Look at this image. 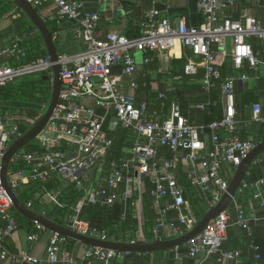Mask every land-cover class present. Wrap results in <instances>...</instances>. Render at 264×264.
<instances>
[{
    "label": "built area",
    "instance_id": "1",
    "mask_svg": "<svg viewBox=\"0 0 264 264\" xmlns=\"http://www.w3.org/2000/svg\"><path fill=\"white\" fill-rule=\"evenodd\" d=\"M34 9H39L42 17L48 20L68 19L73 23V34L76 39L86 44L85 49L70 53L58 54V76L61 84L58 102L49 118L44 133L36 137L38 149L20 150L11 161L21 160L28 166L26 170L8 171V183L17 196V189L27 180L46 181L52 174L62 176L73 182L83 192L75 212L68 216L66 227L72 231L98 239L100 241L121 242L114 235L98 231L89 222L79 217L80 207L86 202L100 205H112L124 202L132 197L134 189L138 197L132 199L131 206L136 207L140 201L142 190L141 178H148L154 185L151 192L153 207L156 211V221L152 227V240H160V230L167 227L174 230L175 236H181L193 226V221L187 216V205L183 188L179 184L176 171L183 166L186 179L199 186L209 195V203L217 204L228 188V179L222 174L225 168L233 174L244 158L255 148L256 143L250 138H239L236 131L235 89L238 80H246L247 75L239 77L227 76L221 78L216 66L217 55L225 54L227 38L230 39L229 59L232 66L242 70L245 66L255 69L262 60L255 52L250 39L260 41L264 49V20L242 13L238 18H232L227 10L238 0H197L196 5L203 16V21L197 26H189L185 16L173 23L168 18L159 17L157 9L148 11L142 24L141 33L137 37H126L115 32L97 33L100 15L89 12L81 0H26ZM249 1V0H245ZM52 6V12L47 9ZM49 11V12H48ZM16 37L9 45L0 48V88L29 75L47 73L52 75L54 62L49 55L40 56L29 62L10 65L4 59L19 60L25 55L20 49ZM177 43L195 57L184 67L187 75L197 72L198 67L204 69L203 88L208 91L217 80H220V90L224 98V116L208 124L190 122L182 113L178 103H172L168 115L163 121H157L148 116V103L142 101L136 104L133 93L126 94L122 90L120 77L129 79V87L137 89V83L132 80L136 68L135 52L147 54L164 52L175 47ZM144 61H148L147 58ZM116 68H120L117 74ZM165 98L164 93L159 94ZM84 98L93 100V105H85ZM113 113L111 120L113 128L120 127L136 135L132 145V154L123 162H111L110 173L104 178V184L92 192L86 188L82 176L96 166L105 163L107 153L112 147V139L104 129L106 115ZM53 120H60L57 125ZM250 121L262 122L264 117L261 105H251ZM31 125L34 120L27 119ZM69 124V126H66ZM18 123L13 122L7 113H0V171L3 156L12 139L20 137ZM67 142L70 148H63ZM160 148H167L170 155L163 158ZM160 161V163H158ZM255 162H260L256 159ZM136 176V179H134ZM264 179L248 183L241 181L237 195L230 204L234 209V224L250 234V221L242 209L238 195L245 189L253 191V198L259 200V207L264 210V199L260 187ZM48 198L55 204H61L53 195ZM27 208L31 203L26 204ZM45 216V211H36ZM174 213L176 223L168 220ZM46 217V216H45ZM231 212L226 208L211 219L204 229L187 243L188 255L192 264H203L208 258L232 260L241 262L239 250L223 249L227 238V229ZM0 260L8 258L19 264H116L129 251H115L101 247H91L83 244L84 255L73 257L67 249V238L57 232L48 231L38 221H32L34 232L26 236L28 242L39 239V232L48 231L49 237L43 257H38L28 250L19 249L16 253L9 251L5 245L18 230L13 214V204L7 194L0 175ZM135 244L136 240L129 241ZM253 251V259L258 264L261 256L258 246L247 243ZM174 253L178 256V248Z\"/></svg>",
    "mask_w": 264,
    "mask_h": 264
},
{
    "label": "crops",
    "instance_id": "2",
    "mask_svg": "<svg viewBox=\"0 0 264 264\" xmlns=\"http://www.w3.org/2000/svg\"><path fill=\"white\" fill-rule=\"evenodd\" d=\"M81 1L83 2L84 8L86 11L97 12L100 15V19L98 22V29H97V33L99 36L103 35L106 32H115L117 34L124 35L126 37H137L141 33L142 24L145 21L146 15L148 11H150L151 9H157L159 11V17L168 18L173 23H176L178 18L181 16H185L186 22L189 26L190 25L197 26L203 21V16L200 13L196 5L197 0H81ZM47 9L49 11L51 9V12L53 10L52 6H49V8ZM36 10H38L37 12L40 15L39 9H36ZM244 12H248L251 15L257 17L258 19L264 20V0H249V1L238 0L232 8L227 10V14L231 16L232 18H238ZM47 17L48 16H45V17L41 16L44 22L45 21L52 22L56 26V30H54L53 33L51 34L54 40V44L56 42H60L62 43V45L67 44V45H73L74 47H76V44H79V47H78L79 51L85 49L86 44L81 40L79 42V40L75 38L73 34L74 25L70 20L68 19L48 20ZM3 24L4 23L0 24V33L2 31L1 29H3L8 23H6L5 25ZM75 41H77L78 43ZM249 41L251 42V39ZM11 42L12 40L10 41V43ZM226 43H227V46H226L225 54L217 55L216 66L219 69L220 73H221L220 67H222L223 64L231 63L229 56H228L229 51H230V39L229 38H227ZM56 44H55V47H56V52L58 54ZM152 53H154V56L156 58L155 60L156 64H154V66L156 67L155 70H151L149 68L150 67L149 65L153 62V59H149L146 54H142L140 52L134 53L135 60H136V56H138L140 60L138 64L136 63V68L132 75V80L136 82L135 76L139 75V72H141L142 76L150 77V86H147V87H151V89L153 90H157L159 85H163L166 91H176V90L182 89L183 86L184 87L187 86L181 82L182 79H181V76H179L178 71L181 69L180 65H182V60H184V67L186 63H188V60L190 59L196 60L195 57H193V55L188 51V49L181 47L177 43V45L173 49H170V50H167L161 53H158V52H152ZM61 54H63V52ZM64 54H68V53H64ZM145 58H147L148 61L145 62L144 61ZM176 60H179V61L176 62ZM200 69H203V68L198 67L196 73L190 74L187 76L192 77V78L196 77ZM230 70H231V73L227 74L225 77L227 76L239 77L242 73L247 75L246 80H238L236 82L235 94L238 96V101L242 105L239 108L240 111L236 115L237 123H236L235 133L238 137L247 136L249 138H253L254 134L257 133V129L260 126L261 122L250 121L251 105L253 103H258L261 105V111H263L264 109V60H262V62L255 69H250L247 66H245L242 70H237L232 66V69ZM115 71L117 72V74L120 73V68H116ZM183 72H184V68H183ZM166 74L169 75L173 79L174 84L169 85L166 82V80L164 79V76ZM120 78H121L120 84L122 85V90L124 93L126 94L133 93L136 96V98L137 97L141 98L143 99V101L146 100L145 91H141L138 93V90H137L138 87L136 90L130 89L129 79L126 77H120ZM221 78H224L222 76V73H221ZM202 79H203V76L199 80L194 78L192 82V83H197V82L201 83V89L207 95V96L205 95L206 97L205 101L195 103L193 105V108L195 109L194 111L195 116H194L193 121H190L185 116V114L189 112V109H193V108H190L189 106L187 108H183L177 100L167 99V96L165 94L166 92L161 91V90L160 91L164 93L166 96L165 98H160L159 94L161 92L157 94V98L160 99L161 108L159 111H156L155 109L150 110L148 108V116L151 118H154L157 121H163L164 118L169 113L171 104L178 103L179 106L181 107L183 115L190 122L192 123H196L199 121L203 122L206 120V114H204L203 111L206 112V108H209L211 104L213 105L216 104V105H219L220 107L221 118H222L224 116L225 107H224V98L220 90V80H217L216 83L208 91H206L203 88ZM49 82L51 83V81ZM144 87L146 86L144 85ZM51 89H52V83H51ZM41 102H42V109L44 110L46 108L47 103L44 101H41ZM81 102L89 106L93 105L94 103L93 100L89 98H84L82 99ZM145 102H147V100ZM20 108H27V107H25L23 104H20L17 107H15V110H13L12 112L6 111L12 117L13 122L18 123V125H19V121L22 119L25 121L29 118L35 120L40 116V114H36L37 115L36 117L23 115L22 112L18 111V110H22ZM27 113H30V111L28 110ZM113 116L114 114L112 112L106 115V119L107 118H110V119L108 121L107 130L105 131L108 134V136L112 139V147L114 145L113 149L115 150L114 152H116L115 154L122 155L121 157H123V161H124L125 158L126 159L129 158L132 154V145H133L134 140L136 139V135L124 129L126 130L128 134L127 139L129 140L130 145L128 147H125L123 145L117 146L116 143L114 144L113 137L110 136V134L108 133L109 130L116 129L111 126V120ZM117 128H120V127H117ZM62 147L70 148V145L65 141L62 143ZM112 147L109 149L108 153L110 152ZM108 153H107L106 161L103 165L94 167L90 171L86 172L82 177L83 182L84 181L86 182V188L89 190V192H92L95 189H97V187L100 186L101 183L103 184L104 178L107 176L106 173L107 174L110 173L111 162H117V163L122 162L121 159L117 160V158L112 159V160H107L109 156ZM112 154H113V150H112ZM261 154L264 158V151L261 152ZM256 159H260L259 155L257 158L253 160L252 164L255 163ZM180 166H181L180 167L181 171L185 174V177H184L185 181L189 183V181L186 179V173L184 171L183 166L182 165ZM233 171H235V169H233ZM182 172L181 174H183ZM247 173L248 171L246 172L245 176L247 175ZM26 174H28L27 170H26ZM222 174L228 179V183H229L234 172L233 174H231L228 168H225ZM56 176L60 178L62 184L70 182V181L65 180L60 175H56ZM134 179H136V176H134ZM192 186L197 188L200 191V193H202L205 196V198L207 199L206 203L211 208L212 206L209 203V195L206 192H204L199 186H196V185H192ZM263 186L264 184L261 185L260 187L262 197H263V192H262ZM55 191L56 189H52L51 191L46 192L45 195H43L44 193L43 192L42 201L46 203H48V201H51L48 198V194L55 195L54 194L56 193ZM41 192H42V189L41 191H39V193ZM36 194L38 195V193ZM137 197H138V193L137 194L135 193L134 198H137ZM140 201L136 205L135 207L136 209L139 208ZM240 205L242 209L244 210L246 216L249 218L250 234H248L241 227L234 224V218H235L234 209L232 208V205L229 204L227 208H229V211L231 212V217H230L229 226L227 229V238L223 243V249L229 250V251L239 250L241 252V262L238 264H250L251 258H253V256L250 250L248 249L247 243L250 241L254 242L255 234L257 235L258 233L260 234L264 233V217L258 215L259 214L258 212L261 211L260 210L261 208L257 207L256 203L253 200H251L249 197L244 198L243 202L240 203ZM30 209L33 211H42V208L41 210L40 208L37 210H34L30 207ZM189 211L190 210L188 209L187 216L193 221V226H194L198 220H195L193 216L189 213ZM156 218H157V215L155 211V221H156ZM149 232L150 234L145 236L143 230L141 229L138 230L137 234L139 237L136 242L140 241L144 243H151V242L164 241V240L177 237L175 236L174 230L169 227L160 230V240H155V241L152 240V229ZM48 237H49V232L44 231V233H42V235L39 236V239L37 241L28 242L25 238V234L17 230L11 239L6 240V243L12 244L15 248H17V250L19 249L28 250L30 253L38 257H43L45 254V247L48 242ZM124 243H129V242H124ZM78 244L80 245V247H76L75 244H73L71 253L73 257L81 258L84 255L83 244L81 243H78ZM174 249L175 247L171 249H167V250L148 252V254L150 256V259L154 262V264H192V261L187 258L186 254L179 253V251H178V256L175 255L173 259H170L168 256L172 252L174 253ZM4 261L5 262L3 264H9L6 260ZM14 262L16 264H19L17 261H14ZM203 264H237V263H235L232 260L217 259L216 257H211V258H208Z\"/></svg>",
    "mask_w": 264,
    "mask_h": 264
},
{
    "label": "trees",
    "instance_id": "3",
    "mask_svg": "<svg viewBox=\"0 0 264 264\" xmlns=\"http://www.w3.org/2000/svg\"><path fill=\"white\" fill-rule=\"evenodd\" d=\"M36 10V9H35ZM38 11V10H36ZM10 21V22H9ZM7 22L8 24L1 29L0 33V48L10 44V41L14 40L15 37H19L20 41L18 42V46L20 49H23L25 55L20 56L19 60L9 58L4 59V62L9 63L10 65H16L18 62L25 63L29 62L35 58L40 56H45L47 54L44 43L40 37V35L35 30L34 26L25 16V14L17 8L13 0H0V24ZM50 33L52 34L54 30H56V26L52 22L45 21ZM5 25V24H4ZM56 44V43H55ZM251 44L255 52L259 53V58L264 60V50L262 49V45L260 41L256 39H251ZM149 59H153V62L149 65L151 70H155L154 64H156V58L154 53L146 54ZM155 61V62H154ZM179 60H176L178 62ZM181 69L178 71L179 76H181V82L187 86H183L182 89L176 91H166L163 85H159L157 90L151 89L150 86V77L142 76V73L139 72V75L135 76V80L138 86V93L141 91H145L146 100L149 103L148 108L155 109L159 111L160 99L157 98V94L161 91L166 92L167 99L169 100H177L183 108H193L195 103L203 102L206 100V93H204L201 89V83H192L193 79H201L204 75V70L200 69L198 75L196 77H189L187 74L183 72L184 68V60H182ZM222 76L225 77L227 74L231 73L232 65L223 64L220 67ZM144 85L146 87H144ZM161 90V91H160ZM51 94V83L47 80H44V76L37 77H25L20 78L2 88H0V113H4L6 111L12 112L15 110L20 104H23L24 101H30L40 97L41 101L48 103ZM207 96V95H206ZM39 99V98H38ZM136 104L143 101L141 98H136ZM145 100V101H146ZM241 103L238 101V96L235 94V110L236 115L240 111ZM14 106V107H12ZM22 109V108H20ZM21 112V110H18ZM28 111V110H27ZM26 111V112H27ZM30 113H27L28 116L36 117V114H33L32 110H29ZM195 109H189V112L185 114V116L193 121ZM205 121L196 122L198 124H208L214 120H219L221 118V111L219 105L211 104L209 108H206ZM262 115L264 117V109L262 111ZM237 118V116H236ZM110 118H107L104 123V129L107 130L108 121ZM29 127V124L26 123L25 120L19 121V128L21 132H25ZM108 133L114 139V144L117 146H125L128 147L130 145L129 140L127 139V132L122 128H116L114 130H109ZM241 139H247V136L239 137ZM255 143H260L264 141V121L260 123V126L257 129V133L254 134L253 138H250ZM108 153V159L112 160L121 159L123 162L122 155H116L113 149ZM23 149L30 151L34 149H38V143L30 142ZM167 148H160V154L163 158H166L170 155V153L166 150ZM113 150V154H112ZM260 162L251 163L248 168V173L245 176V180L248 183L256 182L259 179L264 178V158L262 154H259ZM126 159V158H125ZM124 159V160H125ZM160 163V161H158ZM97 167V166H96ZM181 167V166H180ZM178 168L176 171V177L179 184L183 188V194L187 205V210L189 209V213L193 216L195 220L201 219L205 213L210 209V206L206 203L205 196L200 193V191L192 186L190 182L185 181V174L181 171V168ZM27 170L28 166L24 161L17 160L11 161L9 170L11 172H16L17 170ZM181 172L184 174H181ZM57 174H52L46 181L39 180H30L27 179L26 182L22 184V186L17 189V197L26 205L28 202L31 203V208L37 210L42 208L45 211V216L52 221L60 224L66 225V220L68 216L72 215L75 212V207L79 199L82 197L83 192L79 190L73 182L69 183H61L60 178L56 176ZM106 175H108L106 173ZM83 177V176H82ZM142 181V190L140 194V204L139 208L136 209L134 206H131L132 199H134L136 189H134L133 195L129 198L124 204V202H115L112 205H100L98 203H90L86 202L80 207L78 215L80 218L89 222L91 227L97 229L98 231H104L108 235H114L116 240H123L124 242H129L131 239H138V230H143L144 235L147 236L150 234V230L155 224V209L153 207V197L151 192L154 188V185L148 178H141ZM86 186V182H83ZM104 184V182H103ZM102 183L100 186L103 185ZM62 187V188H61ZM99 187V186H98ZM97 187V188H98ZM42 192L39 193V191ZM52 189H56V193H54L56 200L61 204V206L55 204L53 201H48V203L42 201V193L45 195L46 192L51 191ZM263 199H264V186L262 188ZM38 193V195L36 194ZM249 197L256 203V206L259 207V200L253 198V191L251 189H245L243 193L238 195V201L240 203L243 202L244 198ZM258 215L264 217V210L260 209ZM13 214L16 219L18 231L25 234L26 236L34 232L33 223L31 220L22 216L13 208ZM168 220L173 224L176 223L174 218V213H170L168 216ZM3 223L0 220V227ZM44 231L39 232V236L42 235ZM254 240V238H253ZM69 244L67 245V249L71 251L72 246L75 242L68 240ZM256 244L258 248V252L261 256L258 264H264V233L255 234V240L253 242ZM5 245L9 251L12 253H16L18 250L12 244ZM253 256V251L248 248ZM179 253L186 254L187 258L191 259L188 255L187 245L178 246ZM170 259L175 257V253H171L168 256ZM186 258V259H187ZM9 264H16L13 259L8 258L6 260ZM5 261H1L0 264H3ZM256 261L251 258V263L254 264ZM86 264V262H83ZM100 264V263H93ZM116 264H154V262L150 259L148 253H137L130 252L129 255L123 257V259L116 262Z\"/></svg>",
    "mask_w": 264,
    "mask_h": 264
},
{
    "label": "water",
    "instance_id": "4",
    "mask_svg": "<svg viewBox=\"0 0 264 264\" xmlns=\"http://www.w3.org/2000/svg\"><path fill=\"white\" fill-rule=\"evenodd\" d=\"M17 8H19L31 24L34 26L37 33L40 35L44 46L46 48L47 55L50 56L51 60L54 62L52 66V75H47L44 79L51 81L52 89L50 99L46 105V108L37 119L29 126V128L20 136L15 139H12L8 145V148L3 156L2 164H1V181L2 184L9 195L13 208L20 213L22 216L26 217L31 221H38L42 224L48 231H54L64 236L65 238L78 242L91 247H101L104 249H111L115 251H129V252H137V253H148L155 252L159 250H167L179 245L187 243L191 238L200 233L204 227L208 224V222L217 216L220 212L225 210L233 197L237 195V191L239 189L241 181L245 178V174L258 155L264 151V141L257 143L255 148L247 155L246 158L243 159L241 164L235 169L233 176L231 177L227 191L224 192L217 204L211 207L205 215L199 219L194 226H192L186 233L183 235L164 240V241H156L151 243L144 242H136L135 244L130 243H121V242H111V241H100L98 239H94L91 237H87L85 235L78 234L65 225H60L51 219L41 215L40 213L27 208L26 205L15 196L14 192L10 188L8 183V171L12 158L22 150L26 145H28L31 141L36 139L38 134L44 133L42 130L46 129V125L49 122V118L54 111V108L58 102L59 91L61 88V84L59 81L58 70L59 66L56 62L58 59V54L56 52V47L54 44V40L45 24L44 20L38 14V12L26 1V0H13ZM1 104V102H0ZM57 125L61 124L60 120H53ZM69 126V124H66Z\"/></svg>",
    "mask_w": 264,
    "mask_h": 264
},
{
    "label": "rangeland",
    "instance_id": "5",
    "mask_svg": "<svg viewBox=\"0 0 264 264\" xmlns=\"http://www.w3.org/2000/svg\"><path fill=\"white\" fill-rule=\"evenodd\" d=\"M6 23L7 22H4V24H6ZM75 42H77V41H75ZM79 42H80V40H79ZM56 43H57L56 46H57L58 54H61L62 52L70 54V53H74V52L79 51V49H78L79 44H76V47H74L73 45H67V44H63L62 45V43H60V42H56ZM139 60H140V58L138 56H136V60L135 61H136L137 64L139 63ZM47 75H48L47 73H37V74H33V75H30V76H27V77L29 78V77L47 76ZM164 79L166 80V82L169 85L174 84L173 79L169 75L166 74L164 76ZM23 105L25 107H27V108H22L21 112L23 113V115H27V112H26L27 110H34L35 112H33V114H40V115L43 114L44 110L42 109V102L40 101V97L39 96H37V98L34 99V100L24 101ZM31 142L35 143V142H37V139H34ZM74 244H75L76 247H80V245L78 243L75 242Z\"/></svg>",
    "mask_w": 264,
    "mask_h": 264
},
{
    "label": "bare ground",
    "instance_id": "6",
    "mask_svg": "<svg viewBox=\"0 0 264 264\" xmlns=\"http://www.w3.org/2000/svg\"><path fill=\"white\" fill-rule=\"evenodd\" d=\"M174 48V47H173ZM173 48H171V49H173Z\"/></svg>",
    "mask_w": 264,
    "mask_h": 264
}]
</instances>
